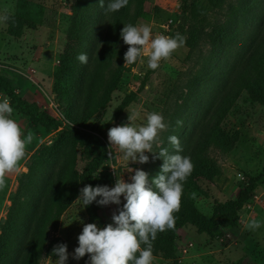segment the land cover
I'll return each mask as SVG.
<instances>
[{"label": "rangeland", "instance_id": "obj_1", "mask_svg": "<svg viewBox=\"0 0 264 264\" xmlns=\"http://www.w3.org/2000/svg\"><path fill=\"white\" fill-rule=\"evenodd\" d=\"M136 10L141 14L134 20ZM125 23L148 24L156 35L179 33L184 44L155 70L147 67L146 52L133 64H124L127 45L119 34ZM15 32L19 36L9 35L7 40L10 46L20 41L21 52L13 49L1 55L0 73L14 86L19 84L22 98L36 102L62 127L78 129L76 125H81L87 133L103 128L108 153L107 131L127 123L128 113H137L133 124L143 123L148 112L163 115L167 125L159 133L163 144L154 145L153 151L160 147L175 151L167 137L176 135L181 154L189 156L193 164L173 216L191 205L210 217L215 204L234 199L250 177L261 175L264 0H128L114 13H105L98 0H18L7 28L8 34ZM81 52L88 55L86 64L75 59ZM116 79L117 85H113ZM100 82L102 96L95 102L93 90ZM132 92L137 93L135 101L113 120L114 110ZM92 101L98 110L83 123L84 104ZM62 127L45 130L15 178H3L0 234L10 211L22 208L27 218L20 223L31 221L28 217L39 208L36 198L47 192L49 176H62L68 168L78 176L90 161L89 143L62 135ZM110 152L99 170L109 187L116 178L130 181L134 173L128 167L146 171L151 179L162 164L161 159L146 153L147 163L129 162L127 167L117 148ZM123 202L121 198L120 206H103L99 212L102 221L110 223ZM80 221L89 223L83 205L73 202L58 222L55 235L67 244L69 254L77 246ZM251 221L259 226L248 228ZM176 235L177 264H264V179L240 212L237 230H226L221 240H210L187 225ZM52 260L43 264H52ZM87 260V254L79 260L69 255L67 264H87ZM152 264L173 261L153 254Z\"/></svg>", "mask_w": 264, "mask_h": 264}, {"label": "clouds", "instance_id": "obj_2", "mask_svg": "<svg viewBox=\"0 0 264 264\" xmlns=\"http://www.w3.org/2000/svg\"><path fill=\"white\" fill-rule=\"evenodd\" d=\"M128 0H98L105 13L118 12L125 7ZM6 17H0V20ZM120 39L127 49L124 53V64H133L141 53L148 54L147 67L157 69L164 58L184 44V37L179 33L174 36L156 35L148 24L125 23L120 30ZM75 59L81 63L88 62L87 53H78ZM13 108L8 97L0 98V184L5 174L14 171L25 155L26 145L31 141L30 134H25L17 121L11 117ZM137 116L135 110L128 113L127 123L111 127L107 131L110 149L117 148L121 159L144 164L152 154L162 164L159 172L149 178V174L139 168L128 167L130 181L119 178L108 185H84L74 202L83 208L93 202L98 206L121 205L111 216V222L102 228L97 223H82V231L77 236V246L71 254L67 244H56L51 253L52 264H67L69 255L79 260L87 254V264H152L153 250L151 241L157 232L174 224L173 212L178 208L183 192V182L191 174V158L182 155L180 141L176 135H169L167 142L175 151L167 147L153 151L154 145L163 144L159 133L166 129L164 117L157 111L148 112L143 123L133 124ZM177 123H180L179 121ZM109 149V157L111 152ZM254 229L259 225L251 221L246 225ZM49 256V257H50ZM45 258V257H44ZM48 258V257H46Z\"/></svg>", "mask_w": 264, "mask_h": 264}, {"label": "trees", "instance_id": "obj_3", "mask_svg": "<svg viewBox=\"0 0 264 264\" xmlns=\"http://www.w3.org/2000/svg\"><path fill=\"white\" fill-rule=\"evenodd\" d=\"M140 14V10H136L134 20ZM12 17L6 18V35L18 37L16 32L14 34L7 33ZM102 83L100 82L93 90L95 102L99 101V96H102ZM113 85H117V79ZM0 95L9 98L13 111L25 119L30 127L35 128L36 133L39 131L43 134L49 128L62 127L55 117L40 109L36 102L22 98L10 79L2 73H0ZM136 96L137 93L133 92L124 96L113 112V120L116 121L122 116L123 112L135 101ZM97 110L98 105H94L93 101L89 104L85 103L82 110L84 114L83 123L93 118ZM76 126L79 128L62 127V135H69L77 141H87L92 155L90 161L78 176L73 175V168H68L62 176L55 178L49 176L47 178L48 190L36 198L39 202V208L30 212L28 218H31V221L28 224L22 225L20 223V221H24L23 218H27L26 212L22 208L10 211L8 219L1 228L0 264H43L47 259H53L50 256L53 247L58 243H64L61 238L55 235L58 222L62 214L76 200L79 190L84 185L93 187L108 185L99 173L109 156L103 128H97L92 133H87L81 130V125ZM261 179H264V164L261 175L250 177L245 187L239 191L234 199L215 204L210 217L205 216L194 206H186L181 213L174 216L172 228L157 232L155 239L151 241L153 254L163 255L173 261V264H177L175 259L177 253L176 233L187 225L193 226L197 234H205L210 240H221L226 230H237L240 212L245 205L250 203ZM102 208L95 202L84 208L89 223L98 222L102 223L103 226L107 224L102 221L99 215Z\"/></svg>", "mask_w": 264, "mask_h": 264}, {"label": "crops", "instance_id": "obj_4", "mask_svg": "<svg viewBox=\"0 0 264 264\" xmlns=\"http://www.w3.org/2000/svg\"><path fill=\"white\" fill-rule=\"evenodd\" d=\"M17 1L18 0H0V17H6L7 18V17L14 16ZM4 21H5V19L1 20V24H0V36L2 37V40L0 41V56L3 54L5 55L7 51L9 53H12L13 49L16 50V53H17V51L21 52V47L19 45L20 41H14L13 42L14 45L10 46V43L7 40L8 38L6 35V25H5ZM19 82H20V80L18 81V83ZM15 87H16L17 92H18L19 91L18 90L19 84ZM3 97H5V96L0 95V98H3ZM25 99L32 101L31 99H28L27 96ZM11 117L17 121L18 125L20 126V128L22 129V131L25 134H30L32 137L31 141L26 145L25 155H24L23 159L18 164V167H20L19 165H21V163H24L25 160H27L28 158H30L31 155H33L35 149L40 144V142L42 141L44 136L41 133H36L35 132L36 129L33 127H30L27 124V121L25 119L21 118L20 116H18L14 111L12 112ZM18 167L14 171H11V172L5 174L4 178H7V179L15 178L17 173H19V171H20V169H18ZM199 257H201V255ZM194 258H196V255ZM193 261H195V259Z\"/></svg>", "mask_w": 264, "mask_h": 264}]
</instances>
